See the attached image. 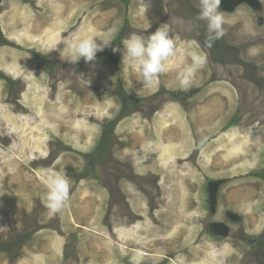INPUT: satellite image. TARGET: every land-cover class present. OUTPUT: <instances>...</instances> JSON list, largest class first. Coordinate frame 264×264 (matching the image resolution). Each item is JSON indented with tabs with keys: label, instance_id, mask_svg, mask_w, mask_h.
Here are the masks:
<instances>
[{
	"label": "rangeland",
	"instance_id": "374dc122",
	"mask_svg": "<svg viewBox=\"0 0 264 264\" xmlns=\"http://www.w3.org/2000/svg\"><path fill=\"white\" fill-rule=\"evenodd\" d=\"M243 1L219 6L225 62L198 0L0 1V264H264V0ZM173 18L175 55L147 85L123 41ZM85 37L109 46L74 63ZM52 168L71 182L56 214Z\"/></svg>",
	"mask_w": 264,
	"mask_h": 264
},
{
	"label": "clouds",
	"instance_id": "9594fccd",
	"mask_svg": "<svg viewBox=\"0 0 264 264\" xmlns=\"http://www.w3.org/2000/svg\"><path fill=\"white\" fill-rule=\"evenodd\" d=\"M220 3L221 0H198L197 19L206 21L208 46L224 35V13L219 10ZM150 6V0H140L143 12H146ZM184 22L182 18H173L170 23L161 24L151 34L133 32L123 41V53H121L120 47H113L112 51L120 52L122 61L126 62L130 68L135 69L145 84L151 85L158 80L161 73L166 71V62L175 55L176 45L171 34L173 27ZM114 32V29H110L108 36L111 37ZM107 46L109 45L102 46L93 37L76 38L67 45L66 51L74 63L81 59L85 63H89L95 61L97 53L103 51ZM191 60L192 62L187 64L178 76V82L183 88L191 86L197 69L204 62V57L193 52ZM79 75L85 79L83 74ZM85 82L89 84L87 78ZM45 176L46 206L51 213H60L70 199V177L66 170L54 168L46 170Z\"/></svg>",
	"mask_w": 264,
	"mask_h": 264
},
{
	"label": "flooded vegetation",
	"instance_id": "af4514ba",
	"mask_svg": "<svg viewBox=\"0 0 264 264\" xmlns=\"http://www.w3.org/2000/svg\"><path fill=\"white\" fill-rule=\"evenodd\" d=\"M0 1H1V0H0ZM232 10H233V7H230V8H228V10L224 11L223 13H224V14H225V13L228 14V13L232 12ZM198 29H199V28H198ZM198 32H200V33L202 34V36H205V37H206L205 32L202 31L201 29H199ZM208 47H209V51H208V52L214 54L215 56L220 55L219 57H217L216 61L225 62L226 59H228V58H231L233 61H236V60H235L236 58H234L235 56L232 57V55H231V53H230V50H231V49H229V50L226 52V53L228 54V56H226L225 49H221V48L219 49L216 43H212L211 46H208ZM233 51H234V50H233ZM222 54H223V55H222ZM217 230H218V229H217ZM221 232H222V230H221ZM213 234L218 235V234H216V233H213ZM211 235H212V234H211ZM211 235H210V236H211Z\"/></svg>",
	"mask_w": 264,
	"mask_h": 264
},
{
	"label": "water",
	"instance_id": "95a60500",
	"mask_svg": "<svg viewBox=\"0 0 264 264\" xmlns=\"http://www.w3.org/2000/svg\"><path fill=\"white\" fill-rule=\"evenodd\" d=\"M231 1V3L230 4H234L235 5V3L236 4H238V3H244L245 1H243V0H230ZM223 11H225V9H222Z\"/></svg>",
	"mask_w": 264,
	"mask_h": 264
},
{
	"label": "bare ground",
	"instance_id": "6f19581e",
	"mask_svg": "<svg viewBox=\"0 0 264 264\" xmlns=\"http://www.w3.org/2000/svg\"><path fill=\"white\" fill-rule=\"evenodd\" d=\"M30 30V29H29ZM43 42H45V40L43 41ZM53 42V41H52ZM53 44V43H52ZM95 105V104H94ZM98 110H100V108L98 109ZM102 111V110H101Z\"/></svg>",
	"mask_w": 264,
	"mask_h": 264
},
{
	"label": "trees",
	"instance_id": "16d2710c",
	"mask_svg": "<svg viewBox=\"0 0 264 264\" xmlns=\"http://www.w3.org/2000/svg\"><path fill=\"white\" fill-rule=\"evenodd\" d=\"M263 179H264V177H263Z\"/></svg>",
	"mask_w": 264,
	"mask_h": 264
},
{
	"label": "crops",
	"instance_id": "0c3cea01",
	"mask_svg": "<svg viewBox=\"0 0 264 264\" xmlns=\"http://www.w3.org/2000/svg\"><path fill=\"white\" fill-rule=\"evenodd\" d=\"M23 23V22H22Z\"/></svg>",
	"mask_w": 264,
	"mask_h": 264
}]
</instances>
